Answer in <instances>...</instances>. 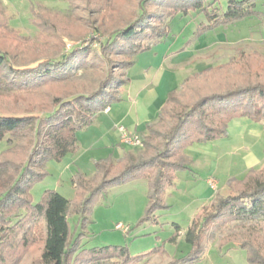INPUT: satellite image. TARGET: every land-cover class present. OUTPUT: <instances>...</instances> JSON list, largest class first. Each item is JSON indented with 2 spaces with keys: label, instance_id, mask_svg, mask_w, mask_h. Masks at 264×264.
I'll use <instances>...</instances> for the list:
<instances>
[{
  "label": "trees",
  "instance_id": "obj_1",
  "mask_svg": "<svg viewBox=\"0 0 264 264\" xmlns=\"http://www.w3.org/2000/svg\"><path fill=\"white\" fill-rule=\"evenodd\" d=\"M66 1L73 10L79 9L80 2L92 4L91 0ZM258 1L226 0L221 12L216 5L219 0H136L125 25L98 42L99 52L91 50L88 41L53 57L14 66L10 55L0 50V81L5 79L8 89L16 91L15 101L21 102L20 92H40L57 85L45 90L50 93L46 107L27 112L14 106L0 110V141L7 143L0 152V264H143V256H131L124 246L81 248L68 216L74 213L86 219L94 196L111 185L142 178L148 190L142 221L154 220L155 211L167 208L165 188L174 185L178 170L188 168L184 154L188 145L226 137L228 123L238 117L264 128V79L253 78L255 64L242 62L247 55L226 64V69L198 70L168 92L156 118L147 124V133L140 135L148 156L134 160L108 156L94 162L93 177L79 172L73 177V199L48 189L33 203L31 186L47 174V161H60L77 151L78 130L121 100L119 88L129 81L126 73L134 56L166 37L172 16L199 11L209 27L256 15L264 18V8L256 7ZM42 18L41 13H33L36 28ZM87 21L93 26V20ZM95 30L100 31L94 25ZM93 68L99 70V77L90 83L87 76ZM227 68L231 69L228 74ZM63 83L66 89L58 91ZM226 186L224 195L214 193L211 203L192 216L185 233L190 250L168 264L199 260L204 240L229 224L232 229L219 238V245L245 250L247 264H264V163L248 169L240 179L231 177ZM39 220L42 226L36 225ZM38 240L37 258L23 263L19 251Z\"/></svg>",
  "mask_w": 264,
  "mask_h": 264
},
{
  "label": "rangeland",
  "instance_id": "obj_2",
  "mask_svg": "<svg viewBox=\"0 0 264 264\" xmlns=\"http://www.w3.org/2000/svg\"><path fill=\"white\" fill-rule=\"evenodd\" d=\"M91 1L90 6L80 2L79 9L73 10L66 0H0V50L10 55V62L14 66L26 64L34 59L53 57L63 49L88 41L90 49L99 52L98 42L107 38L111 30L125 25L136 0H112L111 3L110 0ZM225 1L219 0L216 3L221 12L226 8ZM256 7L258 10L263 9L264 0H259ZM37 12L43 16L39 28L33 23V13ZM88 19L93 20L92 25L99 27L100 31L93 32V26L87 25ZM168 28V33L162 41L169 49L163 59L164 66L161 67L177 68L178 85L182 79L198 70L210 66H224L223 69H226V64L236 62L244 55H247L243 57L244 64L248 65V61L252 65L255 64L252 67L253 78L264 79L262 16L256 15L209 27L202 12L188 10L172 16L168 21ZM160 59L161 57L154 53V46L134 56V62L126 73L132 83L129 85L132 90L140 85L144 72L155 70L156 62L159 63ZM227 70L226 73H230L231 69ZM94 77H99V70L96 68L88 73L87 81L91 83ZM50 86L57 87L48 85L44 91L20 92L21 102H18L17 99L15 101L16 91L9 90L6 80L2 79L0 110L14 106L22 112H27L40 106L46 107L50 93L45 90ZM59 88L63 91L66 86L63 83V87L59 85L58 91ZM125 88L127 87H122L124 90ZM138 99L142 101L144 98ZM126 126L125 124L124 127L128 131ZM90 128L91 132L88 133L77 131L79 142L76 152L67 154L60 161L46 162L47 174L34 182L30 189L33 203L38 202L43 192L48 189H54L64 197L73 199L76 193L73 177L78 172L86 177H93V159L98 161L110 156L112 160H117L121 151H128L123 157L124 160L149 155L143 146L132 147L121 143L120 133L116 129L111 130L108 136L98 142L99 135L93 133L96 126ZM83 134L85 135L82 136ZM6 147V140H1L0 152ZM263 147L264 139L250 131L245 132V135L228 132L226 137L191 143L184 149L185 157L188 156V168L178 170L174 185L165 188L163 199L167 208L155 211L154 220L142 221L148 190L146 180L136 178L111 185L94 196L86 219H80L72 213L68 216L69 225L79 238L81 248L124 246L131 256H143L140 263L168 264L173 258L181 257L190 250L185 233L192 216L201 208L203 191L209 186L207 180L215 179L217 186L212 189L213 192L224 195L228 179H240L248 171L245 155L257 156L262 161L259 167L263 165ZM210 203L211 200L206 204ZM117 223L127 226L128 231L117 229ZM42 224L39 220L36 225ZM232 226L229 224L212 237L206 238L202 256L191 264H247L245 250L219 245V238L230 231ZM35 230L37 233L38 230ZM159 249L164 252L157 251ZM39 251L38 240L31 247L25 250L22 248L19 254L22 253L23 263H28L37 258Z\"/></svg>",
  "mask_w": 264,
  "mask_h": 264
},
{
  "label": "crops",
  "instance_id": "obj_3",
  "mask_svg": "<svg viewBox=\"0 0 264 264\" xmlns=\"http://www.w3.org/2000/svg\"><path fill=\"white\" fill-rule=\"evenodd\" d=\"M153 46L155 55L161 57L159 63L156 62L157 65L155 70L144 72V74H142L144 75L142 77V82L139 85L140 87H134V90H132L129 86L132 85L129 79L128 83L124 85L127 87L125 90L122 89L124 86L119 88L121 101L110 105L107 112L104 111L98 113L93 118L91 124L80 129L81 133L84 131L85 133L91 132L90 127L95 125L96 131L93 133L99 135L98 142H100L103 137L108 136L110 131L113 129H116L117 132H119L118 127H124L125 124L129 129L128 132L130 133H137L139 135L147 133V124L153 122L156 118L168 92L178 86L176 83V73H178L177 68L170 67L171 69H165V67H161V65L164 66L163 59L168 54V46H166V43L163 41H160ZM138 98L144 99L141 101ZM247 131L255 133L264 139V128L261 123H255L246 117L234 118L228 123L227 133L229 132V134L245 135V132L247 133ZM84 135L85 134L82 136ZM77 138L79 142V136H77ZM80 138L82 137L80 136ZM127 153L128 151H121L119 159L123 158ZM105 158L107 157L100 158V160ZM95 160L96 159H93L94 162H96ZM245 162L246 169L259 167L262 163V161L253 154L249 156L245 155ZM214 170L215 165L213 166V171ZM213 194V190L208 186V188L203 191L201 207L203 204H206L209 200H211Z\"/></svg>",
  "mask_w": 264,
  "mask_h": 264
},
{
  "label": "built area",
  "instance_id": "obj_4",
  "mask_svg": "<svg viewBox=\"0 0 264 264\" xmlns=\"http://www.w3.org/2000/svg\"><path fill=\"white\" fill-rule=\"evenodd\" d=\"M108 109L109 108L107 107V108L104 109V111L107 112ZM118 131L120 133L119 141L121 143L126 144L128 146H132V147L141 146L142 142H141V138H140V135L139 134H137V133H130L123 126H119L118 127ZM207 183H208V185H209V187L211 189H215L216 186H217V182L213 178H209L207 180ZM115 227L117 229L122 230L123 232H127L128 231V227L127 226H124L121 223H117L115 225Z\"/></svg>",
  "mask_w": 264,
  "mask_h": 264
}]
</instances>
